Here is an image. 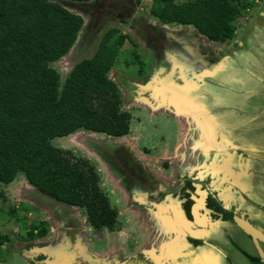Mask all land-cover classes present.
Wrapping results in <instances>:
<instances>
[{"label": "rangeland", "instance_id": "1", "mask_svg": "<svg viewBox=\"0 0 264 264\" xmlns=\"http://www.w3.org/2000/svg\"><path fill=\"white\" fill-rule=\"evenodd\" d=\"M58 2L83 19L73 47L51 64L59 73L61 82L75 63L93 54L106 30L115 28L128 36L119 48L117 64L110 70L109 77L120 90L122 108L132 115L130 133L120 138H108L78 131L51 141L52 145L71 150L95 165L100 187L117 209L118 221L111 231H94L79 209L40 194L19 173L12 183L0 184V191L5 194L0 199V238L7 236L0 239V264H44L49 256L42 251L57 252L53 255L58 257L65 250L74 254L71 264L146 263L148 261L142 252L148 250L149 243L157 250L156 245L166 235L165 228L158 229L157 226H161L155 223L165 219L159 217L158 212L152 213V217L150 215L155 205L169 213L172 209L174 219H184L193 224L190 209L195 199V206L201 208L204 204L211 210L208 213L199 211L201 216L210 213L212 217L209 218L214 219L213 204L203 202L206 198L200 184L209 182V176L204 173L211 172L212 183L224 188L230 177L223 170L226 160L241 168H255L249 157L239 155L236 162L233 159L235 154L226 153L233 142L229 144L225 136L217 138L216 147L215 144L206 145L204 142L213 141L216 137L209 131L207 118L198 112V117L192 121L186 116L192 106H186L164 87L169 84L182 89L193 88L203 75L210 74L212 67L225 70L226 61L230 60V48L209 42L192 27L159 24L148 15L147 0ZM253 3L246 16L236 21L235 40L244 41L246 32L249 34L251 31L261 36L244 46L248 51L244 54L249 58L256 57L260 71H264V30L259 25L264 18V0H253ZM257 43L262 44V48ZM255 47H259L260 55H257ZM135 56L141 60V66ZM230 61L238 66H248L245 61L244 64L234 59ZM238 75L233 70L235 81L240 78ZM242 82L247 81L242 79ZM191 109L195 110L194 107ZM261 125L264 126L263 120H255L254 123L251 120L245 128L253 130L261 128ZM236 138L244 140L241 141L243 144L250 142L246 137ZM245 150L258 154L264 149L245 147ZM216 164L221 166L215 167ZM249 180L245 182L248 190L252 188V180ZM232 181L243 190L241 179ZM214 194H217L218 202L225 205L223 199L219 200L218 191ZM52 206L57 207L58 214L51 209ZM45 220L49 223L47 236L28 239L32 222ZM144 220L150 223L144 224ZM64 222L70 223L72 228L64 229L61 224Z\"/></svg>", "mask_w": 264, "mask_h": 264}, {"label": "trees", "instance_id": "2", "mask_svg": "<svg viewBox=\"0 0 264 264\" xmlns=\"http://www.w3.org/2000/svg\"><path fill=\"white\" fill-rule=\"evenodd\" d=\"M147 1L148 15L159 24L191 26L213 43L232 42L237 19L254 6L253 0ZM82 26V17L58 0H0V184L21 173L40 194L79 209L94 231L113 230L118 212L95 165L51 143L78 131L108 138L130 133L132 115L109 77L126 34L106 30L63 82L51 66L68 54ZM29 229L30 240L48 234L47 222L34 221Z\"/></svg>", "mask_w": 264, "mask_h": 264}, {"label": "flooded vegetation", "instance_id": "3", "mask_svg": "<svg viewBox=\"0 0 264 264\" xmlns=\"http://www.w3.org/2000/svg\"><path fill=\"white\" fill-rule=\"evenodd\" d=\"M262 21L264 22V18ZM263 22H259V25L264 30ZM253 32L251 31L249 34L246 32L244 41L234 39L230 43H215L225 44L230 48L228 50L230 60L234 59L240 64L241 62L244 64L245 61L248 66H238L235 61L233 63L229 60V62L226 61L227 70L212 67L211 72L209 71L211 76L203 77L197 86L193 87V92L190 95L193 106L190 107V111L193 107L195 110L191 112L188 110L186 116L193 121L198 117V112H202L201 115L207 118V123L210 125L209 131L216 135L215 140L209 139L208 143H204L209 147L215 144L216 147L219 142L217 138L220 139L225 136L228 138L226 140L229 144L233 142L230 147H227L228 152L226 151V153L235 154L232 156L236 162L239 161V155L249 157L255 168H241L239 165L229 163L226 160L223 170L229 173L230 177H228L229 181L224 188L212 183L211 172L204 173L205 176H209L207 178L210 183L208 182L209 185L206 183L208 186L203 182V185L200 184L206 198L203 202L213 204L212 212L216 214L214 219L209 218L212 217L210 213L208 216L207 214L201 216L199 211L208 213L211 210L205 208L207 205L204 204L201 208L195 206L197 203L195 199L190 209L193 213V224H189L184 219H174L171 216L173 211L171 208L169 213L168 210L155 205L150 215L152 217V213L158 212L159 217L165 219L155 223L161 226L160 228L157 226L158 229L165 228L166 235L160 244H155L158 251L153 249L152 243H149L148 250L142 252V256L148 262L137 261L130 262V264H264L258 254L254 240L240 228L236 221L238 218H243L248 224L264 233V150H259L260 153L258 154L245 150V147L264 149V135H262L264 133H261L264 131V126L261 125V128L253 130L245 128L251 120L253 123L255 120L257 122L264 121V71H260L256 57L249 58L245 55L248 51L244 50V46H248L254 39L261 37ZM259 47L262 48V44H259ZM259 47L254 48L258 51L257 55L261 53ZM233 70L235 74L238 73L240 76L236 81L233 78ZM242 79L247 82H242ZM237 136L238 138L241 136L243 139L246 137L245 139L248 138L250 142L246 141L243 144L244 140L239 141ZM229 159L232 162V158ZM219 166L221 165H215L218 168ZM136 168L138 170V166ZM234 178L244 182L242 183L243 190L232 181ZM249 179L252 180L250 190L245 184V182L250 181ZM215 191H218V198H220L219 200L223 199L225 205L218 202L217 194H214ZM51 209L58 214L57 207ZM175 212L178 213V211ZM45 222L47 221L45 220ZM148 222L143 221L144 224H148ZM65 223H61L64 229L72 228L70 223ZM47 224L49 223L47 222ZM170 233L172 237L168 236ZM98 244L101 245L99 241ZM258 244L264 253V244L260 241ZM41 253L44 255L46 253L51 260L57 257L53 255L57 252L52 254L48 251H42ZM150 253L160 263L155 261L157 259L155 257L153 259ZM73 256V252L69 250H65L62 255H59V257H70V259Z\"/></svg>", "mask_w": 264, "mask_h": 264}, {"label": "water", "instance_id": "4", "mask_svg": "<svg viewBox=\"0 0 264 264\" xmlns=\"http://www.w3.org/2000/svg\"><path fill=\"white\" fill-rule=\"evenodd\" d=\"M191 27V26H189ZM211 74L203 75V77H207ZM165 89L169 92H171L173 95H175L179 100H181L186 106H193L192 105V100H190V95L193 92L192 87H188L186 89H182L178 86L174 85H169L165 84L164 85ZM240 228L249 236L251 237L256 245V249L258 251V254L261 258L262 261H264V253L259 246L258 242H262L264 244V233L256 228H254L252 225L248 224L243 218H238L236 220ZM72 259L70 257H56L54 260H47L44 262V264H71Z\"/></svg>", "mask_w": 264, "mask_h": 264}, {"label": "bare ground", "instance_id": "5", "mask_svg": "<svg viewBox=\"0 0 264 264\" xmlns=\"http://www.w3.org/2000/svg\"><path fill=\"white\" fill-rule=\"evenodd\" d=\"M151 256H152V258L154 259V255H152V254H150ZM155 259H157L156 257H155ZM155 261H158V259L157 260H155ZM159 262V261H158ZM160 263V262H159Z\"/></svg>", "mask_w": 264, "mask_h": 264}]
</instances>
